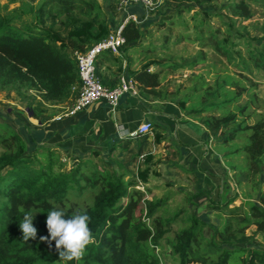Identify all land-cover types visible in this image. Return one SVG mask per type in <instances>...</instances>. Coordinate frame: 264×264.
<instances>
[{
  "label": "trees",
  "instance_id": "trees-1",
  "mask_svg": "<svg viewBox=\"0 0 264 264\" xmlns=\"http://www.w3.org/2000/svg\"><path fill=\"white\" fill-rule=\"evenodd\" d=\"M189 1L203 5L207 0ZM253 5H264V0H228L225 9L229 22L225 25L229 31L223 41L212 31L208 36L200 31L197 40L202 46H212L229 55L228 47L238 46L232 37L246 38L239 31L233 32L238 21L243 23L255 17ZM29 13L33 23L24 21L21 8L0 14V93H15L22 102L28 101L25 108L41 121L50 113L51 106L71 104L73 87L80 82L76 54L86 53L104 41L111 28L98 0H40ZM260 34L248 39L249 46L254 47L247 58L241 50L235 51L244 70L264 72V23ZM122 35L126 39L123 54L142 39L132 20L124 25ZM204 56L200 52L184 66L193 68L204 61ZM98 60L122 68L121 58L111 53L101 54ZM155 62L127 74L138 82L143 97L176 103L186 112L185 104L161 89L160 73L150 71L152 65L159 64ZM202 112L187 111L186 115L200 121L212 136L223 138L222 144L234 141L237 133L243 131L240 125L229 131L236 114L200 118ZM244 130L251 132L243 148L249 171L259 174L264 169V118ZM155 139L161 144L165 137L156 135ZM0 146V264H57L60 258L54 242L49 248L40 241V237L48 235L47 213L53 207L63 209L66 216L79 210L90 217L93 242L82 259L70 264H164L159 253L164 241L177 259L170 264H264V191L257 195L258 203L248 199L234 207L240 199L237 193L219 201L206 193L193 195L189 197L191 204L206 196L207 208L225 217L224 226L215 228L207 239L203 233L209 224L193 212L187 216L188 226L170 238L172 224L184 210L173 218L159 215L167 201L148 199L149 191L140 189V183L149 182V169H140L137 179L82 163L66 170L60 153L52 148H36L27 156L28 146L23 137L4 124H0ZM85 196L88 197L84 206L73 201ZM25 213L35 215L33 223L38 230L37 238L27 242L19 228ZM251 227H256V231L248 236ZM258 235L263 243L256 239ZM204 243L206 248L202 250Z\"/></svg>",
  "mask_w": 264,
  "mask_h": 264
},
{
  "label": "rangeland",
  "instance_id": "rangeland-1",
  "mask_svg": "<svg viewBox=\"0 0 264 264\" xmlns=\"http://www.w3.org/2000/svg\"><path fill=\"white\" fill-rule=\"evenodd\" d=\"M39 1L0 0V14L7 15L14 9L21 8L24 12V21L33 23V16L29 12L31 6ZM98 1L104 8L111 32H116L125 25L128 18L127 12L135 8L134 6H129L130 9L121 7L120 0ZM157 2L158 5L153 11H141L137 17L135 22L142 33V39L121 54V69L110 63L115 68H113L114 75L119 77L123 73L132 74L141 67L156 61L159 64L152 65L150 71L160 73L161 89L164 93L174 95L181 104H185L186 112L203 110L200 118L209 115L222 117L236 114L235 122L229 131L236 129L239 125L243 131L237 133L235 140L225 145L222 144L223 138H214L229 152L226 157H228L229 166L233 168L234 186L230 197L235 193L240 196L232 207L240 206L248 199L258 203L257 195L264 191V169L259 174H252L249 171L248 156L243 148L251 134L250 131L244 130L245 127L253 126L264 118V72L254 68L251 69L252 72L244 70L241 58L235 54V51L241 50L242 55L248 57V51L254 47L249 46L248 39L261 36L264 5H253L255 17L252 20L236 23L233 34L239 31L246 38L242 40L233 36V42L238 46L228 47L229 55L225 56L212 46H202L197 36L200 31L206 36L212 31L217 32L219 41H223L229 31V27L225 25V22H229L227 18L229 12L225 9L228 0H207L203 5L189 0H157ZM243 26L247 28L244 29ZM200 52L205 54L203 62L193 68L184 66L198 57ZM4 93L9 97L12 95V93ZM13 94L16 96L15 93ZM0 96H2L1 93ZM16 101L17 104H11L9 101L4 103L6 107L12 108L21 105L22 109L27 111L25 107L28 101L22 102L20 98ZM51 111L57 112L58 110L53 108ZM152 142H156L153 137L141 139L135 147L119 148L113 154L106 156L89 155L69 159L66 155L60 154V157L67 165L66 170L82 163L93 169L95 167L107 168L124 173L127 179H137L140 169H149V182L147 185L140 183V189L149 191L148 199L167 201L159 215L164 218H173L184 210L173 222L168 237L174 238L181 229L187 227L189 224L187 216L195 212V216L209 224L204 229L203 235L210 239L215 228L224 226L225 217L209 210L207 199L197 198L193 204L189 202V197L196 195L194 191H189L192 189L190 183L193 180L189 178H187L189 180H184V177L179 179V174L176 175L174 171L175 161L169 158V152H163L161 156L154 152L152 154L144 152L143 145L146 146L148 143L152 145ZM32 153L33 151L29 150L27 156ZM148 157L151 159L147 160ZM87 197L74 198L73 201L78 206H84ZM255 231L256 227H251L247 230V235L251 236ZM256 239L263 243L261 235H258ZM160 248L159 253L164 264L174 263L177 260L172 253V248L165 241ZM205 248L204 243L202 250Z\"/></svg>",
  "mask_w": 264,
  "mask_h": 264
},
{
  "label": "crops",
  "instance_id": "crops-1",
  "mask_svg": "<svg viewBox=\"0 0 264 264\" xmlns=\"http://www.w3.org/2000/svg\"><path fill=\"white\" fill-rule=\"evenodd\" d=\"M134 7L127 12V17H138L141 11H146L140 5ZM113 68L110 63L99 60V76L108 87L117 84L118 76L114 75ZM1 94L0 124L19 133L28 151L49 147L69 159L89 155L106 156L119 148L135 147L141 139L153 137L154 140L156 135H161L165 137L161 144L157 141L152 142V145L148 143L142 149L147 154L154 152L159 156L169 152V158L175 161L174 171L176 175L179 174V179L184 177V180H193L190 192L206 193L214 201H219L229 198L233 191V168L226 157L228 149L219 145L200 121L188 117L176 103L149 100L141 94L127 95L121 99L115 111L106 101H100L73 118L57 121L55 117L65 105L51 106L50 113L38 121L21 105L6 107V101L18 103L17 95L12 93L9 97L6 93ZM53 108L58 111L52 112ZM144 123L152 124V133L145 137L134 136Z\"/></svg>",
  "mask_w": 264,
  "mask_h": 264
},
{
  "label": "built area",
  "instance_id": "built-area-1",
  "mask_svg": "<svg viewBox=\"0 0 264 264\" xmlns=\"http://www.w3.org/2000/svg\"><path fill=\"white\" fill-rule=\"evenodd\" d=\"M120 5L125 8L140 5L149 12L157 7L158 2L157 0H120ZM130 20L136 21L137 17L135 15L128 16L126 23ZM123 27L124 25L118 31L111 32L104 41L93 46L88 52L76 54L80 82L73 87V101L62 108L55 120L63 121L73 118L100 101H106L111 110L115 111L123 97L140 95L138 82L127 73L121 74L117 84L112 87L106 86L99 76L98 59L101 54L111 53L119 57L122 54L121 49L126 44V39L122 35ZM152 131V124L144 123L138 128L134 136L145 137Z\"/></svg>",
  "mask_w": 264,
  "mask_h": 264
},
{
  "label": "clouds",
  "instance_id": "clouds-1",
  "mask_svg": "<svg viewBox=\"0 0 264 264\" xmlns=\"http://www.w3.org/2000/svg\"><path fill=\"white\" fill-rule=\"evenodd\" d=\"M34 217L25 213L20 221L19 228L22 232L23 241L37 238V228L34 226ZM90 217L86 212L79 210L71 216H66L63 209L53 207L47 213L46 228L47 236L40 237L41 243H47L49 248L53 246L59 255L57 264H70L72 261L82 259L85 250L93 242V236L89 228Z\"/></svg>",
  "mask_w": 264,
  "mask_h": 264
}]
</instances>
